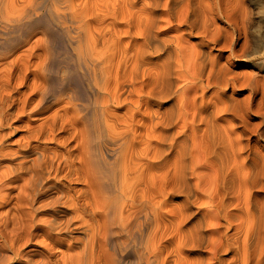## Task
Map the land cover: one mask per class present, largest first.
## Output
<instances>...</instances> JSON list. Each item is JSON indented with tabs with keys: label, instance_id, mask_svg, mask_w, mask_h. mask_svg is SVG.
I'll return each instance as SVG.
<instances>
[{
	"label": "bare ground",
	"instance_id": "1",
	"mask_svg": "<svg viewBox=\"0 0 264 264\" xmlns=\"http://www.w3.org/2000/svg\"><path fill=\"white\" fill-rule=\"evenodd\" d=\"M235 60L264 0H0V264H264Z\"/></svg>",
	"mask_w": 264,
	"mask_h": 264
},
{
	"label": "rangeland",
	"instance_id": "2",
	"mask_svg": "<svg viewBox=\"0 0 264 264\" xmlns=\"http://www.w3.org/2000/svg\"><path fill=\"white\" fill-rule=\"evenodd\" d=\"M225 51H226L225 57H227V54L228 53L230 54V51L229 49ZM235 68L237 69L239 73H242L243 75H246L247 77H249L248 79L251 82L250 86L253 85L252 86L253 88H255L254 86H256L258 81H262L261 83H259L261 87L264 86V83H263L264 82V72L259 70L257 67H255L253 63L244 62L243 60L242 62L240 60H235ZM254 79L257 80L256 83H255L256 80L254 81ZM251 93H252L251 88L250 90L247 89L245 91L240 92L241 94L240 97H241V100L247 98L248 96L251 97L249 101H250V130L253 131V132L250 131V137L252 138V147H257V148L262 147V150L264 151V98H263V95H261L262 92L258 95H252ZM4 164L7 165V162ZM73 236L74 238L80 237L79 234H73V235L70 234V237H73Z\"/></svg>",
	"mask_w": 264,
	"mask_h": 264
}]
</instances>
